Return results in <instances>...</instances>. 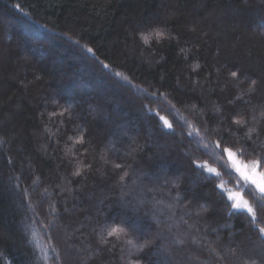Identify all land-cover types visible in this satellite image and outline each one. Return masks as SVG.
Wrapping results in <instances>:
<instances>
[{
    "label": "trees",
    "instance_id": "trees-1",
    "mask_svg": "<svg viewBox=\"0 0 264 264\" xmlns=\"http://www.w3.org/2000/svg\"><path fill=\"white\" fill-rule=\"evenodd\" d=\"M262 112L264 0H0V264H264V194L215 147L264 172ZM121 197L146 253L107 236Z\"/></svg>",
    "mask_w": 264,
    "mask_h": 264
},
{
    "label": "snow or ice",
    "instance_id": "snow-or-ice-1",
    "mask_svg": "<svg viewBox=\"0 0 264 264\" xmlns=\"http://www.w3.org/2000/svg\"><path fill=\"white\" fill-rule=\"evenodd\" d=\"M155 37L156 39L164 38L165 33L161 30H154L152 33L148 35H143L142 38L145 43H148V41ZM87 51L89 53H92V49L88 48ZM105 68H107V65H104ZM117 76L120 74L117 73ZM232 77H237L239 73L237 71L231 72ZM257 84V81L255 79L250 80V91H255V86ZM239 99V97H237ZM67 110V109H66ZM261 116L264 117V112L261 113ZM160 120L163 121L162 128H167L170 130H173L171 133L168 134H175L173 129V124L169 122V120L165 119L164 117H160ZM234 123L236 125H243L245 121L243 119H235ZM254 128H249V138H251V133L254 132ZM196 134H199V129L196 130ZM189 136H192L193 133H188ZM78 143H84V136L81 135L77 141ZM206 148L207 146L204 145ZM216 148L221 149L222 153H225L227 155L228 161L231 163L232 168L235 170V172L239 173V175L242 177L243 181L245 183H251L254 185L260 193L264 194V172H257V168L260 166L261 161L253 160L250 164H244L241 161L237 160V155H245V151L243 148H239L236 151L233 150L232 147H222L220 142L218 141L215 145ZM255 149H253L254 151ZM164 158H161V164H163ZM197 170L200 171H206L207 173L214 175L216 177L220 176V172L215 168L208 165L207 162L200 164L197 163L195 160L190 161ZM116 168H122L123 166L121 164H116ZM79 171L76 173V175H79ZM126 175V173H125ZM259 177V179H257ZM121 180H123V176L121 177ZM220 188H223V184L219 186ZM226 202H230L229 206L237 211H242L249 213L251 215V222L253 224H256L257 222V212L254 210L250 202L245 199L243 193L241 192H228L226 197ZM118 207L123 210L124 214L120 220V223L117 226L114 227H108L106 229L107 236L109 237H116L117 240L121 239V237H127L129 234V230H131L134 233L139 234L142 239L137 242L133 239H127V243L131 245L137 253H146L148 249L151 247V239L147 235L148 232L151 231V224L144 223V220H152L153 218L149 215L148 212H144L143 216H141L139 213L143 209L142 202L133 204L130 200H124L123 197H121L120 201L118 202ZM155 223V221H153ZM260 223H264V219L260 220ZM258 231L262 235H264V227L258 226ZM104 242H107L106 240ZM58 255V254H57ZM262 257H264V253L261 254ZM129 264H141V260L137 259L136 261H129ZM253 264H255V261H253Z\"/></svg>",
    "mask_w": 264,
    "mask_h": 264
},
{
    "label": "rangeland",
    "instance_id": "rangeland-1",
    "mask_svg": "<svg viewBox=\"0 0 264 264\" xmlns=\"http://www.w3.org/2000/svg\"><path fill=\"white\" fill-rule=\"evenodd\" d=\"M8 28H7V31L4 33V36L5 37H7L8 36ZM25 34L27 35L28 33L25 31ZM29 35H31V34H29ZM32 37V36H31ZM34 38V37H33ZM35 39H38V38H35ZM39 40V39H38ZM238 160V159H237ZM258 173H259V171H258V169L256 170ZM239 174V173H238ZM241 177V176H240ZM242 178V177H241ZM257 179H259V177H257ZM250 183V182H249Z\"/></svg>",
    "mask_w": 264,
    "mask_h": 264
}]
</instances>
